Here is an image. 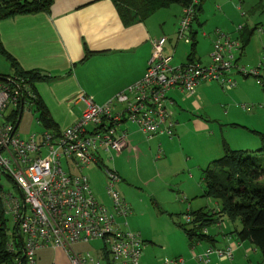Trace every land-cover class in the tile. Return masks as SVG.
I'll return each instance as SVG.
<instances>
[{"label":"built area","instance_id":"built-area-1","mask_svg":"<svg viewBox=\"0 0 264 264\" xmlns=\"http://www.w3.org/2000/svg\"><path fill=\"white\" fill-rule=\"evenodd\" d=\"M194 4L183 9L178 35L190 43L189 32L195 17ZM165 37L153 41V53L144 77L103 105L86 94L77 101L84 106L76 123L61 130V137L52 143V135L44 131L21 139L12 115L16 111H34L37 94L31 82L22 76L0 75V200L11 226L17 229L19 264H37V254L46 248L64 251L67 264H140L141 235L122 231L109 212L95 199L87 169L104 163L102 154L119 156L129 148L128 126L135 125L152 138L163 130L172 136L167 94L181 89L194 94L197 85L217 82L223 88H234L228 75L233 68L237 41L218 36L213 42L210 63L202 66L189 62L174 65L173 55L166 54ZM258 76L253 71L247 76ZM117 106L122 109L118 110ZM17 120V119H16ZM15 123V124H14ZM108 194L114 211L128 216L114 192L119 177L106 167ZM190 222V217H186ZM102 242L96 252H76L74 246ZM15 251L13 241L7 245ZM234 249H209L198 257L208 264L210 257L233 260ZM159 264H184L182 259Z\"/></svg>","mask_w":264,"mask_h":264},{"label":"crops","instance_id":"crops-1","mask_svg":"<svg viewBox=\"0 0 264 264\" xmlns=\"http://www.w3.org/2000/svg\"><path fill=\"white\" fill-rule=\"evenodd\" d=\"M162 10L164 9L157 11L146 20L125 26L115 5L110 0H55L48 13L19 15L1 21L0 44L3 50L15 59L18 70L40 72L48 78L36 82L34 87L51 119L60 130H64L74 125L81 117L84 106L77 101L81 94H86L95 103L103 105L128 87L139 82L147 71L153 53L154 40L165 37L167 39L165 52L166 46L170 45L166 54H170L171 49L175 52L177 45L182 41L178 35V28L183 8L176 9L174 14L170 16L163 15L164 13H161ZM201 12L195 16L196 18L194 17L191 23L189 32L190 43L188 44L193 45L191 54L187 56V63L195 62L201 64L199 59L196 60L198 31L193 29L195 22L200 23L199 14ZM244 29L247 32L251 31L253 37L257 27L254 31L255 27L249 29L247 26H243L239 27L237 32L241 35ZM174 33L178 36L177 42L171 39ZM251 39L244 48H241L243 45L239 35L236 39H233L240 45L239 50L235 54L238 52H240V56L244 54ZM2 56L5 58L4 55ZM6 61L10 66L9 75L18 76L11 63L7 59ZM230 71L228 73L229 76ZM245 76L247 77V75ZM205 84L211 83L202 82L197 86L194 94L187 93L181 89H173L167 94L169 108L173 115L165 128L171 127L172 136H169L163 130L156 136L147 138L137 126L131 124L127 127L129 148L119 155L121 156L124 153L135 154L136 158L142 159L141 154L144 151L148 153V147L152 149L158 145L156 160L166 159L162 163H167L170 166L177 160L180 164V169H182L180 173L190 167L193 169L206 167L201 172L202 183H195L197 185L195 187L196 192L189 191L187 187L182 188L184 198L180 205L184 207V204H187L189 207L187 212L192 211L194 205L203 207L201 206V201H194L195 198L202 197L204 194V186H202L203 171L222 158L227 148L231 150L233 148L230 142L223 141L221 144H217L202 161L197 162V165L196 163L190 164L192 159L189 154L192 152L190 147L188 145L186 147L182 146L186 144H183V142L191 134L210 135L209 137L213 135L211 130L214 126L210 116L213 108L207 102H199V93H202ZM235 87L221 88L229 93ZM223 98L226 99L225 103H230V99L235 100L231 96ZM184 104H187V106ZM215 108H217V104ZM228 108L229 110L224 113L229 119L226 125L234 130H241L239 131L241 132L240 134L248 140L247 146L245 148H237L240 149L238 151L247 152L248 154L255 151L259 152L258 149L262 145V140L259 138V142L250 141L252 140L250 139V134L255 133L262 137L264 134L245 123L242 124L238 120V117L247 112L245 107H241L243 111L233 105H229ZM117 109L121 110L122 107L117 106ZM25 112L35 117L32 112L18 110L16 111V114L19 115L18 121L16 120L17 125H20ZM248 113L251 112L248 111ZM35 121L40 125L36 118ZM249 128L254 130H249ZM146 139L150 140L152 145H147ZM192 179L193 176L191 175L189 181L185 182L192 184L194 187ZM91 190L94 193V189L91 188ZM217 206V212L212 215L219 212L220 206L218 202ZM224 218H226L224 215L216 216L214 220H218L213 225L221 230L224 228V230L228 231ZM237 223L235 222L234 224L236 225ZM239 226L235 229L240 230L241 225ZM231 233L232 231L223 234V244L221 245H217L216 238L210 236L211 244L206 242L207 245L202 247L201 243L203 242L197 243V251L193 247L191 248V253L186 250L180 252V255L187 257L184 264H201L198 257L203 255L210 247L216 249L232 247L234 253L233 260H222L213 255L210 257L208 264H243L247 260L251 261V257L257 256L258 250L256 248L248 241L236 242L235 238L230 235ZM48 252L52 253L53 257L45 259L42 255ZM182 258L184 259V257ZM160 262L154 264H159ZM44 263L67 264L68 259L64 251L46 248L40 250L37 254V264Z\"/></svg>","mask_w":264,"mask_h":264},{"label":"rangeland","instance_id":"rangeland-1","mask_svg":"<svg viewBox=\"0 0 264 264\" xmlns=\"http://www.w3.org/2000/svg\"><path fill=\"white\" fill-rule=\"evenodd\" d=\"M201 7L200 23L195 22L193 24V29L198 31L196 60L199 59L201 65L209 64L212 44L218 36L223 35L236 39L239 35L238 28L243 26H247L249 29L257 27V30L244 54L241 56L240 52L235 54L236 58L230 71V78L238 84L235 89L227 93L218 83L214 82L205 84L204 92L199 93V102H207L213 108L210 116L214 128L211 130L213 134L211 137H209L210 135L191 134L183 142L186 144L182 146L188 145L192 151L189 153L192 156L190 164H197V162L202 161L217 144H221L223 141L230 142L233 146L232 150H240L237 148L247 146L248 140L240 134L239 131L241 130H234L226 125L229 119L224 113L229 110V105L238 107L240 110L244 106L247 112L238 117V120L264 134V0H204ZM180 8L179 5H173L162 10L161 13L170 16L174 14L176 9ZM177 38L176 33L171 36L172 41L177 42ZM192 45L180 41L175 52L171 49L170 55H173L174 65L187 63V56L192 52ZM169 46H166V53ZM253 71H257L258 76H245ZM0 74L4 76L10 74V66L1 54ZM225 96H231L235 100L230 99V103H225L226 99L223 98ZM216 104L217 108H215ZM184 105L187 106V104ZM176 110L178 111V109ZM252 128L249 130H254ZM42 131L43 128L37 124L35 117L25 112L18 128L20 138L27 139L31 134ZM250 137L252 139L250 141L259 142L260 139L262 140L255 133L250 134ZM145 142L148 143L147 145H152L150 140L146 139ZM263 144L264 141L262 140L260 148ZM157 146L152 149L148 147V153L144 151L141 154L142 159L136 158L135 154L124 153L115 157L114 161H109L111 155L109 153L102 154L103 168L93 166L90 171L89 169L85 171L89 184L94 189L95 199L109 212L115 213V222L119 228L125 232L141 235V240L144 242L142 248L144 249H142L140 264H154L159 261L183 259L182 257H184V261L187 260V257L180 255V252L186 250L191 253L192 250L183 231L177 226V224L187 223L185 214L189 208L187 204H184V207L180 205L184 198L182 188L187 187L189 191L196 192L195 187L197 185L195 183H202L201 172L206 168L193 169L190 167L180 173L182 169H180L177 160L173 162L172 166L162 163L166 159L156 160ZM104 166L116 172L119 177L120 181L115 184L113 190L119 195L123 205L128 208L127 217L119 216L114 211L113 199L108 194L109 186ZM210 166L213 167L214 165L211 164ZM191 175L193 176L194 187L185 182L189 181ZM194 201H201L203 207L194 205L192 211L201 210L212 215L218 210L217 201L211 198L202 196L195 198ZM224 220L228 231L224 228L221 230L213 224L206 229L208 236L216 238L217 245L223 244L224 233L233 231L240 225L239 223L236 225L230 223L226 218ZM201 244L202 247L207 245L206 242ZM102 246V242L95 241L74 246V250L76 252L96 253ZM194 248L197 251L198 245ZM256 255L251 257V261L247 260L243 264H262L260 263V252L257 251ZM42 256L45 259L53 257L50 252Z\"/></svg>","mask_w":264,"mask_h":264},{"label":"trees","instance_id":"trees-1","mask_svg":"<svg viewBox=\"0 0 264 264\" xmlns=\"http://www.w3.org/2000/svg\"><path fill=\"white\" fill-rule=\"evenodd\" d=\"M54 1L55 0H0V22L19 15L48 13ZM110 1L115 5L125 26H130L138 21L146 20L161 9H167L173 5H179L184 9L195 2V0ZM203 1L204 0H196V4L194 5L195 16L202 11L201 3ZM255 30L256 28L254 31ZM244 31L246 30L244 29ZM244 31L241 32V35L239 34L241 44L243 45L241 48H244L249 43L253 34L251 31ZM0 53L11 63L16 74L31 82L34 91L37 94L34 87L35 83L48 78L40 72H25L18 70L15 59L3 50L1 44ZM202 82L203 81L199 84ZM37 97L34 111L32 113H34L36 120L43 128V131L37 133V135L40 136L44 131H48L51 133L53 137L52 143H54L56 139L61 137V130L49 116L47 109L39 99L38 95ZM12 118H14L15 121L17 118L18 121L19 115H12ZM17 127L19 128V125ZM260 137L264 141L261 135ZM115 157L116 156H113V161ZM103 165L104 163L97 166L102 169ZM104 167L106 168L107 166ZM203 183V197L217 201L220 210L212 216L201 210L188 211L185 214L190 217V222L177 224V226L183 231L185 237L188 239L190 247L193 248L197 243L201 242L211 244L212 240L205 231L208 226L218 220H214L216 216L224 215L229 222L233 224L238 222L241 225L240 230L233 229L230 235H232L238 243L248 241L260 252V263L264 264V144L262 148L259 149V153L253 152L251 154L227 148L224 156L214 162L213 167H209L203 171ZM1 205L2 202L0 200V264H19L22 260V251L18 250L19 248L17 249L16 247H18L17 245L20 237L16 236L17 229L11 226V221L6 217ZM12 241L15 245V251L10 252L7 245ZM142 249L143 248L141 247V252ZM209 249L215 248L210 247L207 250ZM226 249L227 248H223L221 250Z\"/></svg>","mask_w":264,"mask_h":264},{"label":"water","instance_id":"water-1","mask_svg":"<svg viewBox=\"0 0 264 264\" xmlns=\"http://www.w3.org/2000/svg\"><path fill=\"white\" fill-rule=\"evenodd\" d=\"M21 117V116H20Z\"/></svg>","mask_w":264,"mask_h":264}]
</instances>
